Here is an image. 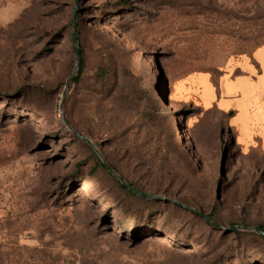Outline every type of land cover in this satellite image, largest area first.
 I'll return each instance as SVG.
<instances>
[{
  "label": "rangeland",
  "instance_id": "374dc122",
  "mask_svg": "<svg viewBox=\"0 0 264 264\" xmlns=\"http://www.w3.org/2000/svg\"><path fill=\"white\" fill-rule=\"evenodd\" d=\"M258 225L264 0H0V264H264Z\"/></svg>",
  "mask_w": 264,
  "mask_h": 264
},
{
  "label": "water",
  "instance_id": "95a60500",
  "mask_svg": "<svg viewBox=\"0 0 264 264\" xmlns=\"http://www.w3.org/2000/svg\"><path fill=\"white\" fill-rule=\"evenodd\" d=\"M72 25H73V33H72V43L74 45V51H75V66H74V69L71 73V75L69 76V78L67 79L66 83H65V88H64V91H63V95L62 97H64L65 93H66V90H67V86H68V83L71 79V77L74 75L75 71L77 70V68L79 67V64H80V55H79V48H78V45H77V34H76V24H75V18H74V11H73V18H72ZM66 126L69 128V125L68 123L66 122L65 119H63ZM72 131V130H71ZM72 133H74L77 137H79L81 140H83L84 142H86L88 145H92L91 141L89 139H86V138H83L81 136H79L76 132L72 131ZM94 150L96 151V153L98 154V156L101 158L103 164L113 173L116 175V173L107 165L105 159L103 158V156L101 155V153L98 152V150H96L94 148ZM117 178L123 183V185L127 188H129L133 193H135L136 195H139L143 198L145 197H150L151 195H148V194H144V193H141L140 191L130 187L121 177H119L117 175ZM189 211H192L194 213H196L198 216L202 217L203 219H205L206 221H209L211 224L215 225V223L205 214H203L202 212H198L196 211L195 209L193 208H187ZM236 228L235 227H232L231 230H235ZM245 229V228H244ZM254 231L262 234L264 236V233L258 229H254Z\"/></svg>",
  "mask_w": 264,
  "mask_h": 264
},
{
  "label": "trees",
  "instance_id": "16d2710c",
  "mask_svg": "<svg viewBox=\"0 0 264 264\" xmlns=\"http://www.w3.org/2000/svg\"><path fill=\"white\" fill-rule=\"evenodd\" d=\"M73 26V25H72ZM76 28H77V25H76ZM79 55H80V64H79V68L80 69H82L83 68V60H82V58H81V52H80V49H79ZM79 79H80V77H79V74H78V77L76 76V77H73L70 81H69V83L71 82V83H78L79 82ZM69 83H68V85H69ZM157 93H158V96L160 97V98H162V99H164V93H163V91H162V87L160 86L158 89H157ZM77 132V134L79 135V136H81V137H83V138H86V136H85V134L83 133V132H81L80 130H77L76 131ZM77 138H79V137H77ZM80 139V138H79ZM87 139V138H86ZM81 140V139H80ZM81 141H83V140H81ZM84 142V141H83ZM86 143V142H85ZM87 144V143H86ZM115 173H116V169H115V167L113 166V165H110V164H107ZM97 166L98 167H102V168H104V169H107L110 173H112L102 162H98L97 163ZM113 174V173H112ZM122 178V177H121ZM123 179V178H122ZM119 180V179H118ZM124 180V179H123ZM125 181V180H124ZM119 182H120V185H121V187L123 188V189H128L129 191H131L129 188H127V187H125L124 185H123V183L119 180ZM126 182V181H125ZM130 187H132V188H134V189H136V190H138V191H140L139 189H137V188H135V187H133V185L132 184H130V183H128V182H126ZM132 192V191H131ZM141 192V191H140ZM133 193V192H132ZM181 205V204H180ZM183 206V205H182ZM196 210V209H195ZM196 211H198V210H196ZM192 212V211H191ZM194 213V212H193ZM196 214V213H195ZM209 218H210V216L209 215H207ZM211 225H213V224H211ZM256 229H258V230H260V231H262L263 233H264V226L263 225H258L257 227H256ZM257 233V235L259 236V237H261L262 239H264V236L262 235V234H260V233H258V232H256Z\"/></svg>",
  "mask_w": 264,
  "mask_h": 264
},
{
  "label": "crops",
  "instance_id": "0c3cea01",
  "mask_svg": "<svg viewBox=\"0 0 264 264\" xmlns=\"http://www.w3.org/2000/svg\"><path fill=\"white\" fill-rule=\"evenodd\" d=\"M223 90V89H222ZM223 99V98H222Z\"/></svg>",
  "mask_w": 264,
  "mask_h": 264
}]
</instances>
